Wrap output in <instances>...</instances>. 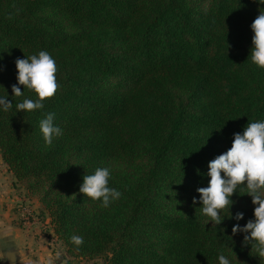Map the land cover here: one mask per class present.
<instances>
[{"label": "trees", "instance_id": "1", "mask_svg": "<svg viewBox=\"0 0 264 264\" xmlns=\"http://www.w3.org/2000/svg\"><path fill=\"white\" fill-rule=\"evenodd\" d=\"M260 10L254 0H0V86L12 100L0 157L49 218L65 264H218L219 254L264 264L233 236L236 221L207 225L193 203L208 162L264 120V69L250 55ZM41 50L59 86L42 109L17 112L36 96H12L15 61ZM49 112L62 135L46 144ZM97 167L122 194L108 207L79 192ZM232 200L243 225L251 198L238 189Z\"/></svg>", "mask_w": 264, "mask_h": 264}, {"label": "clouds", "instance_id": "2", "mask_svg": "<svg viewBox=\"0 0 264 264\" xmlns=\"http://www.w3.org/2000/svg\"><path fill=\"white\" fill-rule=\"evenodd\" d=\"M254 2L264 5V0ZM250 29L251 62L264 69V11H259ZM15 67L17 84L11 87L12 96H23L25 89L36 96L35 99L26 97L18 102L15 105L17 112L42 109L43 102L54 96L59 86L55 59L47 51L41 50L27 58H17ZM20 86H23V91ZM11 108L12 100L9 99L8 93L0 95V111L7 112ZM54 118L55 114L49 112L39 122L40 132L46 144H51L54 138L62 135V129L54 123ZM207 169V185L197 188L198 198L193 197V203L200 204L201 213L207 218L206 224L217 227L222 225L225 219L236 221L231 229L233 236L241 234L242 246H250L257 257L264 258V120L248 122L242 132L234 133L231 147L209 161ZM110 176L108 167H97L92 174L83 176L79 192L108 207L122 195L119 190L109 186ZM238 189L245 191L253 205L252 218L243 225L239 221L244 220V213L233 214L230 211L234 204L232 196L237 194ZM225 209L229 213L228 217L222 216ZM70 239L77 246L83 243L82 236L73 235ZM217 259L218 264H231L224 254H219Z\"/></svg>", "mask_w": 264, "mask_h": 264}, {"label": "crops", "instance_id": "3", "mask_svg": "<svg viewBox=\"0 0 264 264\" xmlns=\"http://www.w3.org/2000/svg\"><path fill=\"white\" fill-rule=\"evenodd\" d=\"M19 186L20 185L16 183L13 174L9 170L8 173H5L1 172L0 168V205L7 201V199H5L6 197H9V200L13 202V205L7 212V215L9 216V220L7 221L3 218L6 210L0 206V255L5 256L8 249L12 248L17 252L18 256V262L14 264H63L62 262L58 263L53 261L55 253L49 248V239L34 227V222H32L34 220L29 218L28 221L24 220V218L21 219L19 226L22 227L24 231L21 237L23 242L21 244L22 247L18 245L14 233L15 228L13 227L17 225L15 224L17 215L12 212V208L15 206L14 188H18ZM30 221L32 224H28ZM26 226L28 227L27 229ZM34 229L35 231H33ZM50 230L49 238L51 234L54 236L52 229ZM22 249H24V251Z\"/></svg>", "mask_w": 264, "mask_h": 264}, {"label": "rangeland", "instance_id": "4", "mask_svg": "<svg viewBox=\"0 0 264 264\" xmlns=\"http://www.w3.org/2000/svg\"><path fill=\"white\" fill-rule=\"evenodd\" d=\"M0 168H1V172H5L8 173V170L4 164V162L2 161L1 157H0ZM15 192H14V204L15 206L12 208V212H14V214L17 215V219L15 221V224H17L16 226H13L15 228L14 233L16 235V239H17V243L20 247H22V234L24 233L22 227H20V221L21 219L24 218V220L28 221V218L31 220H34L32 222H34V227L36 229H38V231H41L42 234H44V236L49 239V248L52 249V252L55 253V256H53V261L54 262H62L63 264H65V255H64V248L63 246L60 244L59 241H56L55 237L51 234L50 238L49 235L51 232V227H50V223L48 222V217L47 215L42 212V208L39 204V202L36 199H31L29 197L26 196L25 190L19 186L18 188H14ZM5 199H7L6 202L2 203L0 206L2 208H5L6 213L4 215V219L5 221L9 220V216L7 215V212L10 210V207L13 205V202L11 200H9V197H6ZM22 214V216H21ZM18 220V221H17ZM32 222H28V224H32ZM10 225V224H9ZM32 226V225H30ZM25 228V227H24ZM28 227L26 226V229ZM35 231V229L33 230ZM49 233V234H48ZM52 239V240H50ZM24 251V249H22ZM18 262V256H17V260L14 262L16 263ZM14 263H8L5 259V257L3 255H0V264H14ZM72 264H99V262H77V261H73Z\"/></svg>", "mask_w": 264, "mask_h": 264}, {"label": "water", "instance_id": "5", "mask_svg": "<svg viewBox=\"0 0 264 264\" xmlns=\"http://www.w3.org/2000/svg\"><path fill=\"white\" fill-rule=\"evenodd\" d=\"M4 257L8 263H14L17 260V252L10 248Z\"/></svg>", "mask_w": 264, "mask_h": 264}]
</instances>
